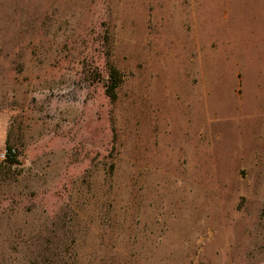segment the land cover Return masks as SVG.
<instances>
[{
	"label": "rangeland",
	"instance_id": "rangeland-1",
	"mask_svg": "<svg viewBox=\"0 0 264 264\" xmlns=\"http://www.w3.org/2000/svg\"><path fill=\"white\" fill-rule=\"evenodd\" d=\"M0 264H264V0H0Z\"/></svg>",
	"mask_w": 264,
	"mask_h": 264
},
{
	"label": "trees",
	"instance_id": "trees-1",
	"mask_svg": "<svg viewBox=\"0 0 264 264\" xmlns=\"http://www.w3.org/2000/svg\"><path fill=\"white\" fill-rule=\"evenodd\" d=\"M115 78H117V77L115 76ZM117 80L118 79H116L115 81H113V83L110 85L109 91H108L109 93L114 92V90L117 88V86H118V81Z\"/></svg>",
	"mask_w": 264,
	"mask_h": 264
}]
</instances>
